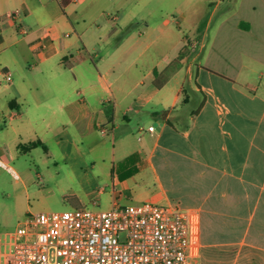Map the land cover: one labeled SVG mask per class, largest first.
Returning <instances> with one entry per match:
<instances>
[{"label":"crops","instance_id":"crops-1","mask_svg":"<svg viewBox=\"0 0 264 264\" xmlns=\"http://www.w3.org/2000/svg\"><path fill=\"white\" fill-rule=\"evenodd\" d=\"M85 1L0 0V155L39 140L80 205L99 206L108 182L107 209L125 197L189 210L200 264L217 247L264 264V0H207L193 46L169 28L183 11L152 37L149 18L124 34ZM168 167L194 203L166 195ZM148 174L160 189L140 188Z\"/></svg>","mask_w":264,"mask_h":264},{"label":"built area","instance_id":"built-area-1","mask_svg":"<svg viewBox=\"0 0 264 264\" xmlns=\"http://www.w3.org/2000/svg\"><path fill=\"white\" fill-rule=\"evenodd\" d=\"M9 245L5 264H200L190 211L150 201L30 212Z\"/></svg>","mask_w":264,"mask_h":264},{"label":"rangeland","instance_id":"rangeland-1","mask_svg":"<svg viewBox=\"0 0 264 264\" xmlns=\"http://www.w3.org/2000/svg\"><path fill=\"white\" fill-rule=\"evenodd\" d=\"M207 0H86L84 2L85 16L91 20L98 18L104 12L107 17L116 16L119 31L125 32L130 20L143 26L145 20L156 26L152 35L155 37L160 29H165L164 18L177 19L183 11L186 19L180 25L173 23L169 26L181 39L186 37L187 45L196 42L191 30L193 21L202 17V27L210 13L211 6L206 5ZM213 2L218 0H211ZM150 16V17H149ZM220 16V15H219ZM216 14L213 22H218L220 17ZM101 17H99L100 19ZM89 22V20H88ZM89 22L88 24H90ZM94 23V22H93ZM123 30H121V29ZM199 31L195 32L198 34ZM193 35V36H192ZM189 36L193 39H187ZM156 48V46L154 47ZM169 48V47H168ZM188 91V89H187ZM135 141V138H133ZM27 143L23 144L26 145ZM43 144V143H42ZM45 147L46 145L43 144ZM19 150L20 147H19ZM47 150V147H46ZM43 146L40 145L30 151L17 153L13 159H6L0 155V160L5 166L0 165V264H5L4 253L10 249V241L18 224L24 220L28 213L47 211H66L79 207L91 210H106L109 207L108 192L110 184L105 185V193L97 200L99 206L93 202L81 206H75L76 195L72 192L62 193L69 182L63 178L59 160L47 156ZM56 161L58 164H56ZM91 161V160H90ZM163 180L165 193L171 199H180L182 204H192L197 193L195 185L181 175L178 168H158ZM141 189H160L158 182L151 175L138 183ZM148 201V200H144ZM141 202V201H139ZM122 203H138L126 200ZM224 250L214 248L211 253V264H235V249L230 251L228 258Z\"/></svg>","mask_w":264,"mask_h":264},{"label":"trees","instance_id":"trees-1","mask_svg":"<svg viewBox=\"0 0 264 264\" xmlns=\"http://www.w3.org/2000/svg\"><path fill=\"white\" fill-rule=\"evenodd\" d=\"M64 2H66V1H68V0H63ZM155 84H156V86L157 87H160V84H158V83H156L155 82ZM38 145H42L43 146V148H44V150H46V147L42 144V142L41 141H39V140H37V141H33V142H29V143H27L26 145H21L20 146V148H22V147H30V148H32V147H36V146H38ZM76 198V197H75ZM73 204L75 205V206H81L80 205V202H78L77 201V198H76V202H73Z\"/></svg>","mask_w":264,"mask_h":264}]
</instances>
